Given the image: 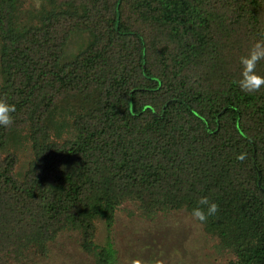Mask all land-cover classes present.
Wrapping results in <instances>:
<instances>
[{
  "label": "trees",
  "instance_id": "1",
  "mask_svg": "<svg viewBox=\"0 0 264 264\" xmlns=\"http://www.w3.org/2000/svg\"><path fill=\"white\" fill-rule=\"evenodd\" d=\"M48 1L19 24L21 0H0V99L16 108L0 127V264L67 228L95 250V220L123 202L191 212L202 196L228 264H264V88L233 83L264 0Z\"/></svg>",
  "mask_w": 264,
  "mask_h": 264
},
{
  "label": "rangeland",
  "instance_id": "2",
  "mask_svg": "<svg viewBox=\"0 0 264 264\" xmlns=\"http://www.w3.org/2000/svg\"><path fill=\"white\" fill-rule=\"evenodd\" d=\"M53 7L48 0H21L18 22L40 21L44 9ZM81 43L82 36L75 33L68 50L74 52ZM58 131L61 139L72 136L67 117ZM16 150L23 167L29 142L22 139ZM95 225V250L82 246L79 230L67 228L45 242L11 246L8 264H228L231 256L219 244L218 236L184 209L147 211L133 202H123L115 210L111 226L103 218L96 219ZM109 242L112 249L104 258L100 250L108 248Z\"/></svg>",
  "mask_w": 264,
  "mask_h": 264
},
{
  "label": "clouds",
  "instance_id": "3",
  "mask_svg": "<svg viewBox=\"0 0 264 264\" xmlns=\"http://www.w3.org/2000/svg\"><path fill=\"white\" fill-rule=\"evenodd\" d=\"M264 60V33L261 38L255 40L248 49L246 55L239 57L241 65L240 77L234 80L241 91L246 93L258 92L264 88V76L257 73L256 68L260 61ZM16 111L14 104H9L6 100L0 99V127L10 129L14 124L13 113ZM243 159V157H238ZM219 212V205L211 201L208 197L202 196L198 199L196 206L191 211L193 220L201 224L207 223L210 217H214Z\"/></svg>",
  "mask_w": 264,
  "mask_h": 264
}]
</instances>
